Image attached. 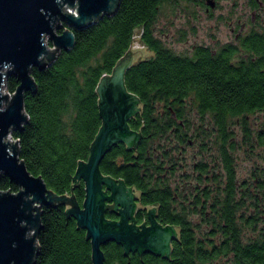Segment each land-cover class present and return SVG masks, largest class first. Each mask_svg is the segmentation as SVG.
Masks as SVG:
<instances>
[{
	"label": "trees",
	"instance_id": "16d2710c",
	"mask_svg": "<svg viewBox=\"0 0 264 264\" xmlns=\"http://www.w3.org/2000/svg\"><path fill=\"white\" fill-rule=\"evenodd\" d=\"M179 1L119 0L111 13L82 27L70 26L73 45L59 48L45 65L30 69L36 88L24 91L28 122L11 132L18 140V156L54 193H70L76 160L87 159L101 123L97 81L125 52L133 27L141 26L139 40L154 56L131 63L124 72L126 88L143 102L141 126L138 110L128 118L129 126L139 127L141 133L136 154L133 146L118 141L105 150L98 167L139 189L140 204L157 202L155 219L173 224L177 234L168 256L144 251L140 259L136 250H129L128 260L121 243L107 238L100 244L103 264H212L223 258L226 264H264V165L254 163L246 180L238 182L233 153L237 142L247 146L248 156L255 145H264V30L252 31L238 46H224L215 53L201 44L177 52L154 34V22L164 3ZM183 1L206 5V0ZM250 3L257 5L255 0ZM18 81L16 74H9L6 88L12 92ZM191 111L198 122L189 130ZM256 111L262 112L261 127L252 132L249 115ZM235 125L239 138L234 136ZM187 135L198 139L212 165L197 162L194 170L181 171L175 184L171 176L182 166L180 156L173 159V151ZM206 143L215 149L208 150ZM18 187L0 174L1 189ZM83 187L82 178L71 187L80 205ZM117 215L105 210L106 217ZM142 217L146 218L145 207L142 213L138 210L137 221ZM40 224L32 264H92L85 228L76 227L74 215L65 217L62 201L40 205Z\"/></svg>",
	"mask_w": 264,
	"mask_h": 264
},
{
	"label": "water",
	"instance_id": "95a60500",
	"mask_svg": "<svg viewBox=\"0 0 264 264\" xmlns=\"http://www.w3.org/2000/svg\"><path fill=\"white\" fill-rule=\"evenodd\" d=\"M119 0H0V174L18 184L16 191L0 188V264H32L38 251L37 233L40 224V205L52 206L58 201L64 203L65 217L75 216L76 227L85 228V239H90V258L92 264H103L104 253L100 244L107 238L119 241L127 256L128 251L135 249L141 259V251L168 256L170 253L168 239L176 238L173 224H161L155 219L154 204H140L132 201L139 189L131 183L129 186L120 178H114L99 170V160L105 150L113 143L123 141L127 147L133 146L140 136L142 124L140 109L143 102L130 92L124 83V72L134 62L147 55L154 56L146 45H140L137 37L141 26L133 27L125 52L113 64L111 72L102 73L95 86L97 108L101 123L94 134L86 160L77 159L76 167L70 182V193L56 194L50 190L43 178L31 173L23 159L18 156L17 139L6 136L9 127L22 129V123L28 122L24 111V91L31 93L36 82L30 74L32 66L38 68L53 59L59 48H69L74 43V34L70 26L82 27L96 20L104 13L114 11ZM57 17L62 18L66 26L54 31ZM51 38L52 47H47L45 35ZM10 70H6V68ZM16 74L18 83L10 97L6 93V80L9 74ZM5 86V91L3 87ZM138 110L140 125L137 130L128 124V118H134ZM9 143V144H8ZM11 147H10V146ZM82 178L84 197L78 204L71 191L77 186V179ZM116 182V183H115ZM115 183V184H114ZM104 184V189H102ZM134 192H131L132 189ZM105 189L110 194H105ZM111 198L112 202L104 204L103 199ZM37 204L31 205V202ZM116 202L122 205L117 208L119 219L105 218L104 207L114 210ZM136 207L146 208L150 224L143 226L126 222V216L133 219ZM35 212H33V210ZM137 225L141 228L137 229Z\"/></svg>",
	"mask_w": 264,
	"mask_h": 264
},
{
	"label": "rangeland",
	"instance_id": "374dc122",
	"mask_svg": "<svg viewBox=\"0 0 264 264\" xmlns=\"http://www.w3.org/2000/svg\"><path fill=\"white\" fill-rule=\"evenodd\" d=\"M248 1L249 0H221V6H214L211 9V14L205 12V6H200L192 2L181 0L177 4L170 2L164 3L159 9L154 22V34L173 50L178 52H189L193 44H206L210 40V37L214 39L218 36L225 39V35L229 34V25L231 23L234 24L237 19H240V21H251L252 11ZM255 12L260 13V19L264 22V11L256 10ZM256 15L255 19H257ZM61 21L63 22L62 18L57 17V23L53 26L54 31H58L59 27L61 28L59 25ZM217 27H219V29ZM50 40L51 38L46 34L44 42L47 47H52V44H49ZM137 42L140 45H144L139 40V35L137 37ZM148 56H150V54L146 57ZM6 70H10V68L8 67ZM3 91H5V86L3 87ZM6 93L8 97H10L12 92L6 88ZM194 112L195 111H191L188 113L190 122L189 130H192L194 125L198 122ZM260 118H262L261 111H256L249 115V126L252 132H255L258 127H261ZM203 124H206V122L203 121ZM233 129L235 138H239L240 128L235 125ZM12 130L13 127H9V131L6 135H8V138L16 139L11 134ZM197 144L198 142H196L195 145L185 144L180 157L182 167L176 170L175 174L171 176V180L175 179L174 176L178 178L177 174L180 176L181 171L190 172L192 168L193 152L198 150ZM206 144L208 145V143ZM17 146L16 152H18L19 149L18 140ZM207 149L214 150L215 147L213 144H209ZM246 150L247 146L245 144L237 142L236 149L233 151L236 159V173L239 179L248 177V169L250 166H253L254 163L264 165V145H255L254 152L250 156L246 154ZM177 151L178 149L175 148L173 152L176 153ZM191 180L195 182V180ZM34 203L37 204V201L31 202V205L33 206ZM35 210L36 209H34L33 212H35ZM212 264H226V261L225 258H223Z\"/></svg>",
	"mask_w": 264,
	"mask_h": 264
},
{
	"label": "flooded vegetation",
	"instance_id": "af4514ba",
	"mask_svg": "<svg viewBox=\"0 0 264 264\" xmlns=\"http://www.w3.org/2000/svg\"><path fill=\"white\" fill-rule=\"evenodd\" d=\"M221 0H206V5L204 7V10L206 13L208 14H211V9L215 6V7H220L221 6ZM252 0H249L248 3H249V7L251 8V11H252V14H251V21H246V20H242L240 21V19H237L236 22L233 24L231 23L229 25V34L228 35H225V39H222L218 36H216V38L212 39L210 37V40L206 43V44H201V43H197V44H201L205 47H208L209 50L212 52V53H215L216 51L219 50V48L221 47H224V46H238L239 44V41L240 39L244 36V35H248L249 33H251L252 31H262L264 30V22L260 19V13L259 12H255L256 10H263L264 11V0H255L257 2V5L256 6H253L250 2ZM257 15H256V14ZM255 15L257 17V19H255ZM219 29V27H217ZM212 36V35H210ZM195 45V44H193ZM192 45V46H193ZM178 52V51H177ZM230 61H233L236 59V55L233 56V57H230L229 58ZM232 59V60H231ZM128 121V120H127ZM177 121L184 125L183 123V120L182 119H177ZM260 127H258L257 129H259ZM172 129L174 130V125L172 127ZM262 130V129H261ZM260 130V131H261ZM264 131V130H263ZM140 133V131H139ZM141 135V133H140ZM139 138L140 136L137 138V141L135 143V146L137 145L138 141H139ZM198 142V139L196 138H192L190 136L187 135V138H186V141L184 142H181V143H178L179 146H178V151L176 153H174V157L173 159L175 160L178 156L181 157L182 155V151L184 150V147H185V144L187 145H195V143ZM174 143V142H173ZM176 143V145H178ZM175 149V148H174ZM197 151L193 152V157H192V168L194 170V166L196 165L197 162H203V163H209L210 165H212V162H211V158L207 157L206 154L204 152H201L200 151V147L199 145L197 144ZM181 160L178 159V163H180ZM181 164V163H180ZM184 164V163H183ZM235 164H236V159H234V167H235ZM235 171H236V168H235ZM176 171H174L173 175L175 174ZM237 172V171H236ZM108 175V174H107ZM177 177L176 178L174 176V180L173 182L176 184H178L180 182V177L179 175L177 174ZM236 180L239 182V181H245L246 178H241L239 179L237 173H236ZM190 180L189 181H186L184 180V183L185 184H189ZM116 183V182H115ZM114 183V184H115ZM104 184H102V189H104ZM132 189V188H131ZM131 192H134V189L131 190ZM105 194L106 195H109L110 194V190L109 189H105ZM185 194V192H184ZM132 201H137L136 200V197H132L131 198ZM112 202V199L111 198H107V199H103V203L104 204H109ZM117 208H120L122 209V205L118 204L116 202V207L114 208L115 209V213L118 214V209ZM108 209L106 207H104L102 209V214L105 218H109V219H113V220H118L119 219V214L117 215V217L115 218H111V217H106L105 216V210ZM140 209V207H136L134 209V212H133V219L130 220V218L128 216H126V222L127 223H133V224H139L141 221H137V213H138V210ZM109 210V209H108ZM114 211V210H113ZM145 211H146V208H145ZM155 211H156V208H155ZM155 215V213H154ZM150 224L149 222V219H148V216H147V213H146V218L143 219V226H148ZM141 226L140 225H137V229H140ZM172 236L169 237L168 239V242H169V245L171 244V240H172ZM135 250V249H133ZM170 251V249H169ZM144 252V250L141 251V253ZM162 255V254H160Z\"/></svg>",
	"mask_w": 264,
	"mask_h": 264
},
{
	"label": "bare ground",
	"instance_id": "6f19581e",
	"mask_svg": "<svg viewBox=\"0 0 264 264\" xmlns=\"http://www.w3.org/2000/svg\"><path fill=\"white\" fill-rule=\"evenodd\" d=\"M7 97H8V95H7ZM9 98V97H8ZM6 136H8V135H6Z\"/></svg>",
	"mask_w": 264,
	"mask_h": 264
}]
</instances>
